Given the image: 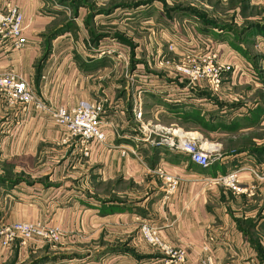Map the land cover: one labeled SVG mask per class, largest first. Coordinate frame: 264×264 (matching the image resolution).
I'll return each mask as SVG.
<instances>
[{"label": "crops", "instance_id": "0c3cea01", "mask_svg": "<svg viewBox=\"0 0 264 264\" xmlns=\"http://www.w3.org/2000/svg\"><path fill=\"white\" fill-rule=\"evenodd\" d=\"M8 3L24 14L28 44L19 51L5 43L0 47V74L20 75L48 106L71 109L101 102L106 141L87 143L85 156L79 139L62 143L63 134L45 113L32 105L10 107L0 97V225L41 223L62 232L58 244L47 246L51 253L44 246L0 247V264H31L42 255L74 257L44 264H164V257L141 239L143 223L156 228L162 241L183 249L185 264H200L208 255L215 264H264L258 254L264 256V179L252 174L264 175V53L245 58L228 39L214 40L196 26L187 29L185 21L168 19L178 33H188L184 40L216 47L222 61L233 63L235 78L225 74L217 91L206 86L187 92L185 80L155 62L159 57L177 60L167 50L169 33L163 40L152 32L153 69L161 71L145 74V62H140L130 67L135 80L129 81L123 77L127 65L123 68L120 61L129 46L117 31L126 22L153 25L154 17L143 14L148 5L125 9L122 17L119 8H94L89 26L119 41L105 46L108 36L90 48L86 8L80 7L72 21L64 13L59 19L54 10L60 7H43L41 0H0V7ZM70 20L73 32L50 36ZM231 89L242 93L222 97ZM250 95L257 98L254 110L243 116L244 108L235 106ZM138 105L141 117L136 119ZM192 110L199 111L194 131L173 128L169 116L190 124ZM177 136L198 141L210 165L200 168L165 144V137ZM159 171L179 178L172 195L166 196ZM234 171L241 187L252 192L235 194L212 182Z\"/></svg>", "mask_w": 264, "mask_h": 264}, {"label": "built area", "instance_id": "2783aa9c", "mask_svg": "<svg viewBox=\"0 0 264 264\" xmlns=\"http://www.w3.org/2000/svg\"><path fill=\"white\" fill-rule=\"evenodd\" d=\"M25 29L24 14L18 7L9 3L0 7V47L5 43L12 51L24 49L28 44L23 34ZM167 50L175 54L177 60L159 57L155 61L156 65L164 69L169 68L176 78L185 80L187 92L191 88L204 89L206 86L217 91L225 74L230 73L231 79L235 78L232 73L235 69L233 63L222 61L217 48L210 46L207 41L184 40L180 34H177L168 41ZM253 75L254 72L251 73V76ZM0 97H3L10 107L32 105L37 111L45 113L51 125L63 134L62 143L68 144L73 138L79 139V142L84 145L83 155L85 156L88 155L87 143L106 141V135L100 127V119L104 113L101 102L83 103L71 109L48 106L37 99L23 77L10 72L0 74ZM140 117L141 111L138 105L135 118ZM164 139L169 148L183 153L196 166L207 168L210 165L208 151L195 140L185 136H177L176 140L168 137ZM159 173L166 184V196L172 195L177 189L179 178L161 171ZM252 174L256 179H264V175L259 177L253 171ZM212 182L228 188L235 194L250 193L253 190L251 188L247 191L241 187L237 171L217 176L212 179ZM139 233L147 245L164 257V264L186 263L185 251L162 241L158 230L153 226L143 223L139 228ZM61 238L62 232L57 227H48L41 223L15 222L0 225V247L3 249H10L15 243L21 247L27 245L54 246L60 242ZM200 264L215 263L208 255Z\"/></svg>", "mask_w": 264, "mask_h": 264}, {"label": "rangeland", "instance_id": "374dc122", "mask_svg": "<svg viewBox=\"0 0 264 264\" xmlns=\"http://www.w3.org/2000/svg\"><path fill=\"white\" fill-rule=\"evenodd\" d=\"M42 2L46 3L43 7H60L59 9L54 10V12H58L59 19H62L61 16L64 13L66 18L71 19L72 21L75 19V16L78 13V9L86 8L90 14L85 20V23L89 22V19L93 13H95L94 8L103 9V7H111V9L119 8L120 10V17H122V11L131 7H148L143 14L152 15L154 17V24L149 25L143 23L142 26L137 25L135 22L134 24L131 22H126V25H122L121 28L122 32L117 31L119 34L124 35L125 37L121 36V38L126 39L127 42H130L128 45L129 47L125 48L126 57L120 59L124 72L123 77L124 80L133 81L135 80L131 74L132 70L130 67L138 68L141 63H144V71L145 74H152L155 72H160L159 69H153V59L156 56L153 50L150 49V41L153 39L152 32L154 36L159 37L158 39L164 40V35L169 33V40L177 35L180 34L182 37L183 35L187 36L188 33L185 30L179 32L178 26H170L167 23L168 19L170 20H179L182 23L186 22L185 26L188 29L189 26H196L195 28L204 34L210 35L214 40L216 39H228L230 44H233V48L243 57L245 58H252L258 57L264 53V0H243L244 3L240 2L237 6L233 4V2H229L230 0L221 1V0H41ZM232 1V0H231ZM242 1V0H239ZM148 5V6H146ZM98 12H103V10H99ZM101 14V13H98ZM142 14V15H143ZM125 17V16H124ZM146 17V16H142ZM167 17V18H166ZM143 19V18H142ZM145 19H143V22ZM122 24V23H121ZM208 26H205L207 25ZM257 27V28H254ZM113 28V27H112ZM166 28V29H163ZM257 29V30H256ZM257 31V32H256ZM111 32V31H108ZM129 37L127 38L126 35ZM107 40L104 42L105 46L109 45L107 43H114L117 44V41H112V33L107 34ZM119 38V39H121ZM166 39V38H165ZM112 41V42H110ZM81 42V41H80ZM84 45L87 46L85 39L83 40ZM160 45L164 42H159ZM101 44V45H104ZM98 45V43H97ZM100 45V44H99ZM90 48L94 47L93 44L89 45ZM101 46L100 48H102ZM157 47V46H156ZM114 48V47H113ZM111 48V49H113ZM138 48V49H137ZM135 49V51H134ZM107 50V48H105ZM135 53H134V52ZM100 53V52H98ZM130 54V59H129ZM150 54L155 55L153 58ZM113 55V54H112ZM124 56V55H123ZM130 60V61H129ZM117 64L120 62L114 60ZM141 62V63H140ZM259 63H262L260 60ZM159 68V67H158ZM162 73V72H161ZM125 75L127 78H125ZM163 80H167L166 78ZM147 85V83L145 84ZM157 84L154 83L153 86ZM165 85V84H164ZM242 89H231L230 91L226 90V92L222 93V97L226 98L230 95H241ZM173 91V90H171ZM231 92V93H230ZM243 92H246L244 89ZM175 94L176 92H171ZM230 93V94H229ZM254 95V94H253ZM249 96L243 97L240 99V102L237 103L235 108H244L243 116L247 113H251L254 110L252 107L253 101L256 96ZM194 97L199 96L198 93L193 95ZM260 96L264 97V91L260 93ZM209 98V97H208ZM213 101L214 99L209 98ZM229 99V98H228ZM209 103V102H207ZM194 105V108L199 109V105ZM210 104V103H209ZM211 105V104H210ZM201 109H204L201 107ZM225 114H222V116ZM166 118V114H164ZM192 121L190 124L182 123V120L176 118V116H169V121L172 122L175 126L173 128H177L179 126L184 130L187 131H194L196 128L197 121H199V111L192 110L189 114ZM167 120V119H166ZM169 126V125H168ZM234 126L231 128L233 129ZM181 134V133H178ZM188 138V137H187ZM195 140L193 138H189ZM196 141V140H195ZM198 143V141H196ZM199 144V143H198ZM200 145V144H199ZM42 246V245H41ZM49 245H45L44 247L48 249ZM44 249V248H43ZM50 250V249H48ZM52 250H50V253ZM47 257V262H54L55 260H67L72 256H43ZM74 258V257H72ZM46 262V263H47ZM43 264V263H42Z\"/></svg>", "mask_w": 264, "mask_h": 264}, {"label": "trees", "instance_id": "16d2710c", "mask_svg": "<svg viewBox=\"0 0 264 264\" xmlns=\"http://www.w3.org/2000/svg\"><path fill=\"white\" fill-rule=\"evenodd\" d=\"M245 1V0H244ZM244 1L242 0V1H239V0H230L229 2H233V4L235 5V6H237L240 2H242V3H244ZM85 26H86V28H88V34H89V42H90V44H93L94 46H97V43H98V41L100 40V39H102V38H104V37H107V35L105 34V33H96V30H94V29H92L90 26H89V22L87 23H85ZM205 26H208V24L207 25H205ZM101 28V27H100ZM254 28H257V27H254ZM74 29H76V27H75V25L72 23V21L70 20V21H68V22H66L65 23V25L62 27V28H60V29H58V31H54L53 33H51V37H53V36H57L59 33H61V32H63V31H67V32H69V31H71V32H73L74 31ZM102 30V29H101ZM257 30V29H256ZM257 32V31H256ZM119 39V38H118ZM121 42H123L124 44H126V45H129L130 43L129 42H127L125 39H123V38H121V39H119ZM231 46H233V44H231ZM235 49V48H234ZM257 58V57H256ZM258 59V58H257ZM262 111H263V109H258V110H256L255 111V115L256 116H260L259 114L260 113H262ZM198 124V123H197ZM258 254H259V257L263 260V262H264V256H263V253H262V251H258ZM47 262V257H41V258H39V259H37V260H35V261H33L31 264H44V263H46Z\"/></svg>", "mask_w": 264, "mask_h": 264}]
</instances>
